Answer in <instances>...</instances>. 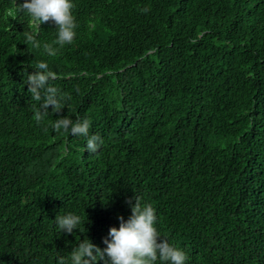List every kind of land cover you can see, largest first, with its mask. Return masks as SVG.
Masks as SVG:
<instances>
[{
	"label": "trees",
	"instance_id": "trees-1",
	"mask_svg": "<svg viewBox=\"0 0 264 264\" xmlns=\"http://www.w3.org/2000/svg\"><path fill=\"white\" fill-rule=\"evenodd\" d=\"M22 3L0 0V264L103 250L135 195L188 264H264V0H74L55 57L23 44ZM40 60L72 100L37 124L24 81ZM65 116L89 120L97 154L52 130ZM59 213L85 223L58 233Z\"/></svg>",
	"mask_w": 264,
	"mask_h": 264
},
{
	"label": "clouds",
	"instance_id": "clouds-1",
	"mask_svg": "<svg viewBox=\"0 0 264 264\" xmlns=\"http://www.w3.org/2000/svg\"><path fill=\"white\" fill-rule=\"evenodd\" d=\"M74 0H23L14 7V16H20L27 25L23 33V44L32 49H39L47 57L57 56L65 46H70L77 38L78 20L74 15ZM141 13L147 9H141ZM52 21L55 25L56 37L51 42L41 43L35 38L39 26ZM15 51V44L12 45ZM33 73L27 75L24 81L31 101L32 114L39 124L50 115L61 112L72 100V96L63 93L54 86L58 74L53 71L46 60L35 63ZM88 119H72L67 116L51 122L54 132L66 136L83 137L85 145L83 151L97 154L103 147V138L96 133H90ZM126 201L130 206L131 215L125 220L117 217L118 228L108 231V238L103 241L106 247L101 250L88 239L73 247L70 256L60 258L59 264H188V254L180 247L174 246L163 237L157 228L158 217L155 208L147 202L142 203L137 195ZM85 223L84 218L76 213L58 214L53 221L58 233L72 234ZM163 237L158 242V238Z\"/></svg>",
	"mask_w": 264,
	"mask_h": 264
}]
</instances>
